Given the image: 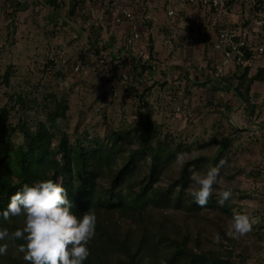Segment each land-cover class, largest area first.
Instances as JSON below:
<instances>
[{
	"label": "rangeland",
	"instance_id": "1",
	"mask_svg": "<svg viewBox=\"0 0 264 264\" xmlns=\"http://www.w3.org/2000/svg\"><path fill=\"white\" fill-rule=\"evenodd\" d=\"M70 1L60 0L61 6L69 7ZM159 2L161 3L162 0ZM175 6L178 12L174 19L183 22L182 26H179L182 34L188 35L187 40L189 37L196 40L195 33L201 28L200 17L194 16L195 14L191 10L187 11L185 9L187 6L183 5V9H179L180 3ZM157 7L156 5L152 6V9L158 10ZM146 8L150 13L151 6H146ZM161 11V16L165 17V8H161ZM40 14L41 12L37 15L34 14L36 15L33 18L35 34L33 37L31 34L30 46L27 48L30 51L27 54H23V51L18 49L17 41L20 40V37L15 36V32L13 42L10 44H6L9 42V33L5 37L4 29H1L0 32V108L3 106L10 108L11 122L15 124L20 117L31 126H35L37 122L41 121L51 127L46 119L47 110L43 106L44 103H49V98L46 99L45 96L55 93L58 97L67 96L68 110L65 118L57 120L56 126L51 128L55 134L51 140L52 146L57 144L62 130L67 133L71 144L77 139L88 144L92 140L104 141L111 129H131L149 119L153 128L157 129L153 133L151 145L159 147L162 152H166L168 149L174 150L179 144L181 148L175 150V157L181 152L195 153L191 158L204 157L206 162L203 168H209L218 151L225 149L222 157L225 165L221 169L220 177L222 182L215 185L213 193L217 198L222 191L227 190L232 193L223 206H227L236 215L249 217L252 222V230L249 233L243 236L235 235L232 227L233 220L222 233L221 229L215 227L211 221L213 214L217 212L214 208H205L199 212L191 213L185 211L181 206L163 208L164 210H162V208L150 204V215L156 219H164L162 217L169 216L182 226L188 224L198 226L204 238V248L224 258V264H264V218L262 217L264 210V117H261L260 110L258 115L249 119L246 117L245 108L241 107L237 97L231 96L233 92L230 90H222L223 92L219 93L209 88L205 91L206 83L193 84L189 82L181 84L180 92L175 89L174 95H171L177 97L178 105L181 103L189 106V116L188 113H179L174 107L166 105V100L163 99L166 98L165 96L161 99L157 97L154 102L155 108L137 107L123 96V84L118 79H107L99 69H87L82 74H76L65 69L64 66L51 65L48 60L50 44L47 39L44 40L48 38L45 32V20L39 17ZM67 17L70 18V16ZM50 19L55 21L52 13ZM158 20L161 21L159 23L161 25L162 18L152 20V24L155 22L158 24ZM69 22L61 21V28L55 30L60 32L59 35H68L70 41L72 40L70 35L77 27ZM16 26L18 27V25ZM163 29H159V32L161 33ZM160 33L154 38L150 37V40L152 43L159 40L161 47H164L165 42H162L164 36ZM202 38L198 37L197 41L201 43ZM68 40L65 45L59 40L57 42H60V46L67 50L75 49L76 43ZM4 41L6 42L4 43ZM15 41L16 43H14ZM143 42L145 43L144 38L141 43ZM183 49L176 46L170 55H180L178 59L182 61L185 56ZM191 50L190 61L192 64H197L196 68L202 67L205 72L209 71L208 54H211L210 50L207 51V54L202 47L200 49L194 46ZM156 52L164 53L162 50ZM202 54L207 55V58L205 56L204 59ZM200 61L205 63L202 66L198 65ZM161 63L163 64L165 61H161ZM8 65H12L13 69L9 82L6 83L1 76ZM161 74V70L154 74L159 83L162 79ZM155 83L156 86L161 85L158 81ZM263 85V81L253 83L254 94L257 92L262 94ZM148 88L150 90L151 86ZM158 91H162V88L155 87V92ZM156 93H153V97L157 96ZM18 94L28 100L31 107L20 108L17 103ZM33 98L36 99L34 102ZM254 101L256 100L254 99ZM148 111H151L150 115ZM11 141L14 145L21 144L22 133L16 132ZM119 145L122 146V159L128 156L130 148L139 147L138 142L133 144L119 142ZM175 157L169 158L167 162V165L174 170L179 166L175 163ZM137 160V165L144 162L140 156L137 157ZM101 181L102 184L106 183V180L101 179ZM127 183L130 184L131 179ZM168 184L162 179L154 184V190L158 193L166 189ZM133 187L135 191L138 190V186ZM121 190L126 191L125 186ZM243 249H246V255L241 257L238 254H242ZM229 252L230 256H227Z\"/></svg>",
	"mask_w": 264,
	"mask_h": 264
},
{
	"label": "trees",
	"instance_id": "2",
	"mask_svg": "<svg viewBox=\"0 0 264 264\" xmlns=\"http://www.w3.org/2000/svg\"><path fill=\"white\" fill-rule=\"evenodd\" d=\"M42 1L53 7H61L58 0ZM82 3L83 0H71L66 16H74L77 6ZM88 32L95 34L94 37L98 40L101 27L92 26ZM203 33L205 34V27ZM149 41L150 60L143 61L139 57L137 61H133L136 75H141L146 67L156 61L153 43ZM102 48H108V44ZM49 63L53 65L51 61ZM12 69V65H8L2 74L4 82H9ZM113 69L117 72L115 67ZM239 71L233 74L236 79L234 95L246 102V117L250 119L258 106L251 103L249 91L255 81L264 79V69L259 68L250 77L249 68H245L240 74ZM210 75L204 70L196 72L193 84L209 81ZM226 80L229 82L228 86L232 85V78ZM228 86L222 89H227ZM45 97L49 98V103H44L43 107L47 110L46 119L51 127L41 121L31 126L20 117L13 124L10 108H0V212L6 209L10 197L20 191L24 184L32 185L40 180L53 179L61 182L67 189L68 198L77 215L92 211L97 217L95 236L88 244L90 255L84 264H224V258L204 248V238L198 226H182L169 216L156 219L150 215L149 210L150 204L162 210L181 206L191 213L214 208L217 212L213 214L211 221L224 233L223 230L230 225L236 214L227 206H221L214 193L212 199L201 207L187 191L192 183L188 169L206 171L208 168H203L206 162L204 157H192L185 162L183 168L178 166L174 170L167 162L169 158L175 157V150L181 146L177 144L176 149H168L166 152L153 147L151 140L156 128H153L149 119L131 129H111L104 141L92 140L88 144H84L81 139L71 144L67 133L62 130L57 144L52 146L51 140L55 134L51 128L56 126L57 120L65 118L68 98L66 95L58 97L55 93ZM17 98L20 108L31 107L21 94ZM35 100L33 98L32 101ZM32 101L30 102L33 103ZM143 106L147 108L148 104ZM18 131L22 133L23 141L14 145L11 139ZM119 142H138L139 147L130 148L128 156L122 159V146ZM224 152L225 149L218 151L212 166L223 160ZM138 155L144 161L140 165H137ZM101 179L106 180V183L102 184ZM130 179L131 183L128 184ZM162 179L169 184L166 189L157 193L154 184ZM135 185L138 186L137 191L134 190ZM123 186L126 188L124 192L121 190ZM262 217L264 218V210ZM23 227L22 216L10 217L8 220L0 216V230H7L9 233V237L0 241V244L8 245L6 254L0 255V264H27L23 259L24 254L18 251V246L24 241L11 239V234ZM242 252L238 255L244 257L246 249ZM227 256H230V252Z\"/></svg>",
	"mask_w": 264,
	"mask_h": 264
},
{
	"label": "built area",
	"instance_id": "3",
	"mask_svg": "<svg viewBox=\"0 0 264 264\" xmlns=\"http://www.w3.org/2000/svg\"><path fill=\"white\" fill-rule=\"evenodd\" d=\"M153 1L162 4L159 0H83L74 15L78 29L85 30L82 37L73 31L70 39L76 43L75 49L53 48L48 54V60L76 74H82L87 69H99L107 79H118L123 84V96L132 104L143 109L144 104L155 108L157 97L161 99L164 96L153 97V92L147 88L157 80L151 73L156 74L161 70V78H166L164 68L155 57L156 61L150 67H146L141 75H136L133 63L139 57L143 61L150 60L151 42L147 29L150 17L146 6ZM179 3L199 9L202 19L213 27L214 38L208 43L210 68L206 72L211 74L210 78L220 87L228 86L226 79L232 78V85L227 89L234 93L235 72L240 70V74L249 68L250 77L259 68L264 69V0H164L160 7L165 8L168 18H175L178 12L175 4ZM61 21L57 22V29L61 28ZM96 25L101 27L98 40L95 34L88 32V29ZM121 26L124 28L120 32L123 37L119 43H113L109 38L115 33V28ZM143 38L145 43H141ZM188 41L191 42V39ZM178 42L174 36L170 37L165 40L166 49L174 50ZM106 43L108 48H102ZM114 67L117 72L113 71ZM193 73L192 68L186 69L188 82L193 80ZM262 81L264 84V79ZM252 85L250 101L258 106L253 116L258 115L260 110L261 117H264V90L262 94H254ZM176 98L168 96L166 105L174 107L179 113H188L189 116V106L181 103L178 105ZM237 98L241 107L246 109V102L240 96Z\"/></svg>",
	"mask_w": 264,
	"mask_h": 264
},
{
	"label": "clouds",
	"instance_id": "4",
	"mask_svg": "<svg viewBox=\"0 0 264 264\" xmlns=\"http://www.w3.org/2000/svg\"><path fill=\"white\" fill-rule=\"evenodd\" d=\"M195 153H178L175 163L181 168ZM225 161L206 171L189 168V195L198 206H205L213 195L214 186L221 183V169ZM232 193H219L218 203L223 206ZM68 191L61 182L53 179L40 180L32 185L24 184L20 191L10 197V201L0 216L24 217V227L11 234L13 240H23L18 251L23 253L27 264H84L90 255L89 242L95 236L97 217L86 211L77 215ZM232 227L234 234L243 236L252 230V222L246 215H236ZM9 237L7 230H0V241ZM8 245L0 244V255L7 252Z\"/></svg>",
	"mask_w": 264,
	"mask_h": 264
},
{
	"label": "crops",
	"instance_id": "5",
	"mask_svg": "<svg viewBox=\"0 0 264 264\" xmlns=\"http://www.w3.org/2000/svg\"><path fill=\"white\" fill-rule=\"evenodd\" d=\"M58 1H60V0H58ZM163 2H164V0H162L161 3L163 4ZM162 4H160V5H162ZM149 5L151 6L150 13L148 12L150 20H148L149 22H147V29H148L149 36L154 38L157 34L160 33L159 29L164 28L163 31L160 33L164 36V38L162 39V42L164 43L165 40L174 36L177 40H179V42L177 44L179 49L184 48L183 54L185 56L183 57V60L181 61L180 59H178L180 57V55H178V56H173V54L170 55L172 51L167 50L166 46L161 47V43L159 42V40L157 42H155V41L153 42L155 52L160 51V50H162L164 52L162 54L161 53L158 54L156 52L157 54L155 53V57H157V59L159 58L158 61H159L160 65H162V67L164 68L166 78L164 79V77H163L160 80V83H159L158 79L154 80L153 84L151 85L150 91H152L153 93H156L155 87H157L158 89L162 88V91H158L156 93V95L161 96V97L165 96L166 98H163V99L167 100L168 96L174 95L175 89H177L178 92H180L181 84H185L188 82L187 81L188 78L185 74V71L188 67L192 68L194 71L193 78H194V75L196 72H203L202 67H201L202 69L200 67L196 68L197 64L193 65L192 61H190V57H191L190 55L192 53L191 48L194 46L195 47L197 46L201 49V47H202L203 50L205 49V53L207 54L208 43L211 42L212 39L214 38L213 27L211 25L207 24L202 19L203 16H202V13L200 12L199 9L184 5V6H187V8H185L187 11L191 10L192 13L195 14L194 16L200 17V20H201V22L199 24L201 26L200 31H196V33H195L197 36L196 40L193 37H191V38L189 37V39H191V42H189L187 40L188 35L185 36V34H182V30L179 29V26H182L181 24L183 23V22H180L181 20L178 21L177 19H174V18H168L166 13H165V17L164 16L162 17L161 16V13H162L161 7L158 4H156V1L151 2ZM155 5L158 6L157 7L158 10L152 9V6H155ZM182 7H183V4H180L179 9H183ZM68 8L69 7L65 8V6L53 7V6L45 4L42 0H0V32H1V29H4L5 37H7L8 33H9V39H8L9 42H7L6 44H10L13 42V37H14L13 34L15 32V34H16L15 36L20 37L19 38L20 40L17 41L18 49L23 51V54H27L28 51H30L27 48L30 46L31 38L35 34V28L33 25L34 24L33 18H35V16L41 12L39 17L42 18L43 20H45L44 21L45 32H46V36L48 37V38H45L44 40L47 39V41H49L51 50L53 48L62 47V46H60L59 43L62 42L65 45L67 43L69 36L68 35H59L60 32L55 30V29H57V22L60 20H64V21L66 20L68 22L70 21L69 24L73 23V25H75L74 27H77V18L75 16H72L70 18L66 16L68 13ZM65 9H67V10H65ZM51 13H52V15H54L55 21L50 19ZM32 14H33V16H31ZM34 14H36V15H34ZM63 16H66L67 18L66 17L64 18ZM157 18L163 19L161 25H159V23H161L160 20H158V24H157V22L152 24V20H156ZM51 22H54V23L52 24ZM16 25H18V27ZM203 27H205V34L206 35L203 33ZM15 29H16V31H15ZM122 29H124V28H122V26L115 28V33L113 34L112 37L109 38L113 43H115V42L119 43L120 42V39L123 37L122 34H120ZM74 30L78 33L79 37H82V34H83L82 30L78 29V27H77V29H74ZM31 34H32V37H31ZM198 37H199V39L203 37L201 43H199L197 41ZM21 38H24V39H21ZM57 40H59L60 42H57ZM70 41H72V40H70ZM5 42L6 41H4V43ZM14 43H16V41ZM193 44H195V45H193ZM51 50H49V51H51ZM205 56L207 58V55H203L204 59H205ZM196 59H198V56H196ZM160 60L162 62L165 61V63L162 64ZM180 62H182V63H180ZM204 63H205L204 61H200L198 63V65L202 66ZM151 74L154 76L153 73H151ZM208 79H209V81L205 82L207 84V87L204 88L205 91L208 90L209 88L213 89V87H216V89H213V90L215 92H219V93H222L223 92L222 90H224V91L228 90V89H222V87H220L219 84L214 82V80H212L211 78H208ZM156 81H158V83L161 85L156 86V83H155ZM189 83H193V80ZM198 84H199V82H198ZM200 84H202L201 81H200ZM161 93H163V94H161ZM159 94H161V95H159ZM231 96L233 98H235L234 93H231ZM165 104H167V103H165Z\"/></svg>",
	"mask_w": 264,
	"mask_h": 264
}]
</instances>
